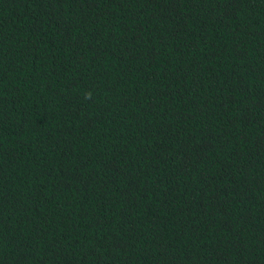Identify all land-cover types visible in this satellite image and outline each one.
I'll return each mask as SVG.
<instances>
[{"label": "trees", "instance_id": "obj_1", "mask_svg": "<svg viewBox=\"0 0 264 264\" xmlns=\"http://www.w3.org/2000/svg\"><path fill=\"white\" fill-rule=\"evenodd\" d=\"M0 264H264V0H0Z\"/></svg>", "mask_w": 264, "mask_h": 264}]
</instances>
